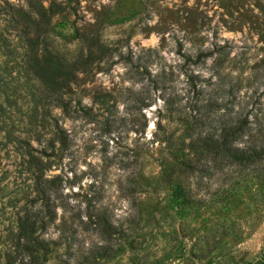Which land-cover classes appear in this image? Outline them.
I'll return each mask as SVG.
<instances>
[{
    "label": "rangeland",
    "instance_id": "rangeland-1",
    "mask_svg": "<svg viewBox=\"0 0 264 264\" xmlns=\"http://www.w3.org/2000/svg\"><path fill=\"white\" fill-rule=\"evenodd\" d=\"M55 1L0 0V264L33 157L63 179L44 264H264V159L197 165L183 135L242 114L239 145L264 141V0ZM94 37L106 55L58 94L29 69L30 39L72 61Z\"/></svg>",
    "mask_w": 264,
    "mask_h": 264
},
{
    "label": "trees",
    "instance_id": "trees-1",
    "mask_svg": "<svg viewBox=\"0 0 264 264\" xmlns=\"http://www.w3.org/2000/svg\"><path fill=\"white\" fill-rule=\"evenodd\" d=\"M49 2L48 10L51 13L63 11L64 8L60 3L55 0H49ZM36 9L40 17L48 19L45 9L41 5ZM36 25L38 26V24ZM88 41L86 55L81 51L76 59L68 61L63 56L50 52L39 57L36 53V43L30 39L29 42L32 46L29 48V69L43 84L46 91L52 95L58 94L75 79L78 70L106 55L107 48L99 42L98 37ZM206 55V53L200 52L194 61L198 62ZM186 59L191 60L190 57H186ZM249 128L248 117L237 114V116H230L221 126L220 131L217 129L209 132L200 130L197 137L192 138L190 133L195 128L190 125L186 127L183 135L190 139L188 147L192 150L194 154L192 159L197 165L209 160L212 161L214 168L222 169L229 164L247 167L264 159V141L257 142L256 139H250L246 141V144L239 145ZM57 135L62 144H68L67 137L62 130L58 131ZM33 158H35L33 168L35 196L23 206L22 212L18 216L17 230L11 233L10 249L5 254L4 264H44V255L52 252L59 245L56 240H46L42 234L55 219V199L62 195L63 179L59 175L46 176V171L50 168L49 164L43 163L37 157ZM182 158L184 160L181 164L195 169L190 165L191 158L184 154H182ZM172 169L173 166L165 169L167 183H170ZM180 191L177 186L176 192L181 193ZM106 256L105 250L95 251L93 255L94 258ZM62 264L69 263L63 260Z\"/></svg>",
    "mask_w": 264,
    "mask_h": 264
}]
</instances>
